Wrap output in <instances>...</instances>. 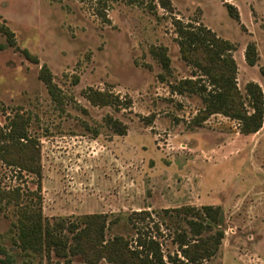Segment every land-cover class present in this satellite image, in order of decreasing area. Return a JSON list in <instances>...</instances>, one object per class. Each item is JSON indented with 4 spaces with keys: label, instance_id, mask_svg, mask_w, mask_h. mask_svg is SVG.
I'll use <instances>...</instances> for the list:
<instances>
[{
    "label": "rangeland",
    "instance_id": "obj_1",
    "mask_svg": "<svg viewBox=\"0 0 264 264\" xmlns=\"http://www.w3.org/2000/svg\"><path fill=\"white\" fill-rule=\"evenodd\" d=\"M170 2L171 11L159 0H0V22L14 33L12 47L0 34V127L17 113L28 119L42 173L21 170L16 163L24 153L0 145V264H110L88 248L86 256L66 258L22 251L16 195L22 205L41 197L50 224L107 215L106 240L149 235L165 260L178 253L173 237L185 224L168 223L165 210L220 206L225 237L203 264H264V124L253 135L223 115L197 126L200 95L172 89L197 79L179 51L178 19L230 41L240 91L254 82L264 93V0ZM249 43L258 53L254 66L246 61ZM161 48L169 71L155 55ZM44 68L56 97L41 78ZM97 92L116 105L92 104L86 95ZM123 215L135 228L114 224Z\"/></svg>",
    "mask_w": 264,
    "mask_h": 264
},
{
    "label": "trees",
    "instance_id": "obj_2",
    "mask_svg": "<svg viewBox=\"0 0 264 264\" xmlns=\"http://www.w3.org/2000/svg\"><path fill=\"white\" fill-rule=\"evenodd\" d=\"M159 1L164 9L172 10L170 0ZM226 7L230 16L239 20L234 7ZM174 27L181 57L194 68L197 79L184 80L172 89L179 94H198L202 98L204 107L194 118V123L202 126L211 116L223 115L238 122L241 134L258 133L264 124V93L254 82L246 85L245 93L240 91L237 83L238 67L233 56L234 45L201 24L184 23L175 19ZM0 34L6 38L9 46L14 45V33L4 22H0ZM155 55L163 69L169 71L170 58L167 50L157 49ZM245 55L248 64L254 66L258 60L254 43L248 44ZM28 58L38 63L36 58ZM41 78L50 95L56 97L55 86L47 68L42 70ZM86 96L96 106L116 105L112 97L105 93L97 92ZM28 124L26 117L18 113L14 115L5 128L0 127V145L4 150L9 147L23 152L16 166L41 178L40 152L35 150L37 145L29 137ZM117 125L118 123H114V126ZM117 129L120 135L125 134L124 128ZM29 194L36 195L35 192ZM14 198L18 246L22 251L53 252L57 257L66 258L68 254L86 256L85 249L88 248L107 259L110 264H203L217 255L225 237V217L220 206L165 210L163 217L168 223L177 218L185 220L184 228L175 231L173 237L178 253L165 260L161 244L149 235L146 237L142 233H136L134 240L118 235L106 240L109 229L107 215L84 216L80 223H67L65 219H61L50 224L42 215L39 202L41 197L35 202L28 200L24 205L20 202V195ZM115 223L135 228L132 217L128 215L117 217ZM66 231L73 235L72 244L69 243ZM3 263L12 264L9 259H4Z\"/></svg>",
    "mask_w": 264,
    "mask_h": 264
}]
</instances>
